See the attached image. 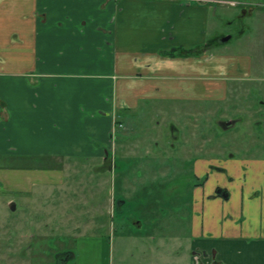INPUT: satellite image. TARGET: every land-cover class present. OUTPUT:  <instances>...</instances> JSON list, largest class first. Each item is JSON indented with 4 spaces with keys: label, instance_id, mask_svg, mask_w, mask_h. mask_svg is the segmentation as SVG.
Segmentation results:
<instances>
[{
    "label": "rangeland",
    "instance_id": "rangeland-1",
    "mask_svg": "<svg viewBox=\"0 0 264 264\" xmlns=\"http://www.w3.org/2000/svg\"><path fill=\"white\" fill-rule=\"evenodd\" d=\"M95 7L98 11L105 8L99 4ZM209 7V27L201 40L191 46L203 49L198 57L219 63L213 70L223 80L212 81L207 86L199 79L203 89H198L206 91L208 98L205 99L189 98L183 89L188 85L196 88L195 83L177 78L165 81L174 88L161 94L152 93L137 105L126 108L120 103L114 129L117 135L107 145L118 164L113 178L109 175L99 192L94 188L96 171L92 168L99 159L79 157L77 160L84 172L70 171L72 185L67 189L36 177L35 169L41 171L52 166L55 162L52 158L0 152V264H57L62 250L76 254L67 264H194V252L198 248L192 247L193 230L199 224L191 226L190 199H198L199 195L208 198L211 194L206 193L205 184L214 181L217 188L228 186L231 199L264 202V168L260 170L264 166V11L254 3L231 6L212 2ZM252 8V13H244L245 9ZM85 14L91 18L98 13L88 9ZM224 36L231 38L221 42ZM78 39L79 35L75 41ZM96 48L90 54L96 72L110 73L109 47L106 49L103 44ZM105 50L106 58L101 54ZM57 51H53L52 59L40 55L42 65L53 71L62 70L61 55ZM194 59V56L178 59L176 70L186 72L181 69L182 64ZM89 62L90 59L85 63ZM99 62L107 64L104 67ZM85 68L84 63L73 66L76 71ZM137 70L141 72L140 68ZM132 83L134 94L142 86L138 79ZM190 95L194 96L193 92ZM227 119H235L236 124L223 128L219 121ZM173 124L180 131L177 138L171 132ZM119 134L122 138L117 139ZM203 159L210 160L214 173L207 175L206 171L199 180L195 170L197 162ZM252 165L257 167L256 173L251 172ZM229 170L240 178L246 174L245 185L261 187V194L242 196L243 184L241 180L230 181ZM102 175L106 177L105 172ZM212 190L218 196L211 199H227L216 187ZM95 194L100 199H95ZM111 194L116 198L124 196L133 205L126 212L117 210L112 216L97 213L94 219L95 201ZM12 202L16 204L15 209L11 207ZM249 203L245 202L247 213L240 229H228L233 233L242 230L246 233L242 236L248 238L246 241L254 240L256 231V225L249 220L248 211L252 207ZM232 204L235 206L236 202ZM226 205L221 202L223 208ZM217 208L220 207H215L212 219L222 225L220 213L215 215ZM212 219H205L204 227ZM260 219L264 222V211ZM60 225L66 228L61 229ZM245 253L249 257L253 254L246 249L239 252L237 246L227 247L217 260L223 264H239L237 261Z\"/></svg>",
    "mask_w": 264,
    "mask_h": 264
},
{
    "label": "crops",
    "instance_id": "crops-1",
    "mask_svg": "<svg viewBox=\"0 0 264 264\" xmlns=\"http://www.w3.org/2000/svg\"><path fill=\"white\" fill-rule=\"evenodd\" d=\"M197 1L203 2L195 3ZM262 1L0 0V152H7L10 156L28 153L52 158L55 160L52 166L41 171L35 169L38 172L36 177L69 189L72 185L70 171L84 172L82 164L80 169L79 157L99 159L100 162L111 151L112 148L107 145H111L113 135H117L114 129L120 103L126 108L137 105L140 99L150 97L152 93L161 94L174 88L165 81L177 78L195 83L196 88L188 85L186 90L183 89V92H188L189 98L205 99L208 98L206 91L199 89L212 81L223 80L213 70L220 66L219 63L208 60V57L199 58L197 55L202 52L195 54L192 50L197 47L191 46L201 40L209 27V5L212 2L231 6H250L254 3L256 8L264 11ZM96 4L105 8L98 11ZM253 8L249 10L251 13ZM88 9H94L98 14L88 18L85 14ZM77 18L78 21H75ZM174 43L178 46H174ZM103 44L110 50L112 65L108 71L111 72L98 74L90 54H94L93 48L97 49V45ZM182 48L190 52L184 54ZM55 50L62 59L60 65L63 69L58 71L49 69L40 61V55L52 59ZM101 54L107 57L106 50ZM189 56L195 59L183 63L181 67L187 71H177L175 63L180 61L178 59ZM134 57H137L136 61ZM89 59L91 62L86 64ZM83 63L85 70L73 69L74 65ZM98 64L102 65V62ZM133 79H138L142 86L134 94ZM120 138L119 134L117 139ZM209 162L208 159L197 162V179L201 180L206 171L207 175L212 173ZM94 166V188L97 193L99 187L108 181L109 175L113 178L115 167L114 164L103 169ZM252 167L251 172L255 170L256 173L257 167ZM263 168L260 167V170ZM102 172L106 173V177ZM228 172L232 175L230 181L241 180L242 196L261 194V187L245 185L246 174L240 178L230 170ZM215 183L205 184L206 193L211 194L208 198L199 195L198 199H190L193 208L191 226L199 224L198 229L193 230L192 247L215 250L219 258L227 247L232 249L237 246L239 252L246 249L253 253L251 257L245 253L237 261L239 264H264V222L260 219L264 202L262 205L260 199H231L228 186L222 187L228 191L227 199H211L218 196L212 190L219 188ZM96 195L97 198H94L100 199ZM125 201L128 205L129 200ZM246 201H250L249 205L252 206L248 211L249 220L256 225L252 236L254 240L251 241L244 240L248 238L242 236L246 234L242 230L237 233L228 231L235 227L240 229L243 225L247 213ZM221 202L227 205L223 208ZM234 202L235 206L232 204ZM217 206L220 208H217L215 215L220 213L222 225L219 220L212 219V212ZM117 210V199L111 194L102 201H95L94 219H97V213L112 216ZM124 211L121 209L120 213ZM208 217L213 222L206 223L204 227L202 223ZM100 220L103 225V220ZM143 223L144 220L140 225ZM60 226L61 229L66 228Z\"/></svg>",
    "mask_w": 264,
    "mask_h": 264
},
{
    "label": "flooded vegetation",
    "instance_id": "flooded-vegetation-1",
    "mask_svg": "<svg viewBox=\"0 0 264 264\" xmlns=\"http://www.w3.org/2000/svg\"><path fill=\"white\" fill-rule=\"evenodd\" d=\"M248 12H250L249 9H245L244 13H248ZM224 37L221 38V40H220L221 42H225V41L222 40ZM230 38H231V36H230ZM202 50H201V52H202ZM231 120H235V119L220 120L219 122H220V125L223 128L227 129L228 127L234 126L236 124V123H234V124H229V125L226 126V124H225L226 121H231ZM171 132H172V135H173L174 138H177L179 136V134H180V131H179L178 127L175 126L174 124L172 125ZM113 164H114V167L116 168L117 164H118L117 163V159L115 158V156H114L112 151H108L104 155V157L101 158V161L98 164H95L94 167L97 168L99 166L101 169H103V168H106V167H111V166H113ZM218 193L226 195V196L228 195L227 189H224V188H218ZM115 199H117V206H118L120 211H121V209H123V210H125L124 212H126L127 209L131 206V204H129V203L127 205V203L125 201V199H127V198L124 197V196H120V197H117V198L115 197ZM212 251H213L212 254H210L205 249H203V250L202 249H198V251H195L194 252V262H195V264H223L221 261L217 260V251H215V250H212ZM75 257H76V254L73 253L72 251H70V250L63 251L62 250V252L60 253V259H59V261H57V264H67V261L70 258H75ZM209 257H210V259H209ZM206 259H209L208 262L205 261Z\"/></svg>",
    "mask_w": 264,
    "mask_h": 264
},
{
    "label": "water",
    "instance_id": "water-1",
    "mask_svg": "<svg viewBox=\"0 0 264 264\" xmlns=\"http://www.w3.org/2000/svg\"><path fill=\"white\" fill-rule=\"evenodd\" d=\"M230 38V36H225L222 40L223 41H227L228 39ZM234 123H236V120H231V121H226V126L227 125H229V124H234ZM11 207L13 208V209H15L16 208V204L14 203V202H12L11 203Z\"/></svg>",
    "mask_w": 264,
    "mask_h": 264
},
{
    "label": "trees",
    "instance_id": "trees-1",
    "mask_svg": "<svg viewBox=\"0 0 264 264\" xmlns=\"http://www.w3.org/2000/svg\"><path fill=\"white\" fill-rule=\"evenodd\" d=\"M201 50H202V48L197 47L196 50H192V51H194V53L197 54V53H200ZM182 51H184V54H186L187 52H188V53L190 52L189 50H185V49H183V48H182ZM192 54H193V53H192Z\"/></svg>",
    "mask_w": 264,
    "mask_h": 264
}]
</instances>
